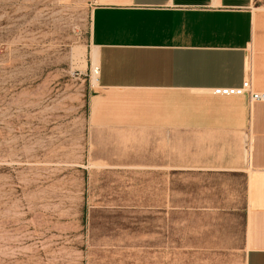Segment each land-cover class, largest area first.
<instances>
[{
    "label": "crops",
    "instance_id": "0c3cea01",
    "mask_svg": "<svg viewBox=\"0 0 264 264\" xmlns=\"http://www.w3.org/2000/svg\"><path fill=\"white\" fill-rule=\"evenodd\" d=\"M86 3L95 88L84 171L145 183L149 210L241 218L244 264H264V102L248 101L264 92V9Z\"/></svg>",
    "mask_w": 264,
    "mask_h": 264
},
{
    "label": "rangeland",
    "instance_id": "374dc122",
    "mask_svg": "<svg viewBox=\"0 0 264 264\" xmlns=\"http://www.w3.org/2000/svg\"><path fill=\"white\" fill-rule=\"evenodd\" d=\"M89 31L86 0H0V264H244L241 218L84 171Z\"/></svg>",
    "mask_w": 264,
    "mask_h": 264
},
{
    "label": "built area",
    "instance_id": "2783aa9c",
    "mask_svg": "<svg viewBox=\"0 0 264 264\" xmlns=\"http://www.w3.org/2000/svg\"><path fill=\"white\" fill-rule=\"evenodd\" d=\"M60 2H68L70 0H59ZM248 101L250 104L256 103V102H264V92L258 93V92H249L248 93Z\"/></svg>",
    "mask_w": 264,
    "mask_h": 264
},
{
    "label": "bare ground",
    "instance_id": "6f19581e",
    "mask_svg": "<svg viewBox=\"0 0 264 264\" xmlns=\"http://www.w3.org/2000/svg\"><path fill=\"white\" fill-rule=\"evenodd\" d=\"M93 62H94V60H93ZM94 63H95V62H94ZM93 80H94V79H93ZM93 80H92V81H93ZM94 82H95V81H94ZM95 84H96V83H95Z\"/></svg>",
    "mask_w": 264,
    "mask_h": 264
}]
</instances>
